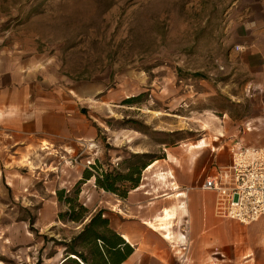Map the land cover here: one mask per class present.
<instances>
[{
	"label": "rangeland",
	"instance_id": "rangeland-1",
	"mask_svg": "<svg viewBox=\"0 0 264 264\" xmlns=\"http://www.w3.org/2000/svg\"><path fill=\"white\" fill-rule=\"evenodd\" d=\"M234 8L235 0H0V35L19 37L21 60L74 93L94 131L63 150L20 157L14 215L0 202V264H46L49 239L74 231L54 221L60 207L50 195L71 189L82 173L93 175L81 184L80 199L106 211L112 195L95 176L108 165L173 149L185 163L199 150L210 162L226 129L244 127L235 121L258 110L250 105L252 87L227 68L236 50ZM200 141L209 145L193 148ZM7 197L12 192L1 186L0 199ZM42 203L38 224L16 219H28L27 209L34 213Z\"/></svg>",
	"mask_w": 264,
	"mask_h": 264
},
{
	"label": "crops",
	"instance_id": "crops-1",
	"mask_svg": "<svg viewBox=\"0 0 264 264\" xmlns=\"http://www.w3.org/2000/svg\"><path fill=\"white\" fill-rule=\"evenodd\" d=\"M234 11L229 26L235 29L233 43L240 48L229 51L231 67L227 68H234L236 81L252 87L254 103H249L252 111H258L235 121L244 124L238 131L226 129L227 141L210 154V162L202 150L186 163L180 161L177 149L166 151L145 168L139 185L125 198L111 193L104 217L133 248L121 264H264V217L249 224L228 218L217 210L216 193L202 188L206 176L230 164L229 147L264 141V0H235ZM19 43V37L0 35V188L12 192L11 200L0 202L10 204L12 216L19 203L13 191L19 185L15 176L21 156L63 150L74 141L94 136L74 93L61 84L53 86L46 71L21 60ZM7 174L11 183L4 180ZM50 196L55 202V195ZM39 220L38 212L35 224ZM162 223L167 227L158 229ZM45 262L68 264L62 247H56Z\"/></svg>",
	"mask_w": 264,
	"mask_h": 264
},
{
	"label": "trees",
	"instance_id": "trees-1",
	"mask_svg": "<svg viewBox=\"0 0 264 264\" xmlns=\"http://www.w3.org/2000/svg\"><path fill=\"white\" fill-rule=\"evenodd\" d=\"M133 98L136 97L126 98L123 102L132 103L135 100ZM163 157L148 153H132L129 158L101 170V173L95 176V184L105 191L125 198L131 189L139 185L143 170L153 161ZM92 175L86 171L71 189L55 190L56 202L60 207L57 211V221L71 224L78 229L59 241L50 238L53 247L46 255L47 258L53 256L56 247L59 246L63 248V259L68 264H121L133 251L132 246L110 227L103 209L92 211L80 201L81 184ZM39 208L33 213L34 208L29 207L28 219L20 218L19 221L34 224ZM32 230L37 235V231ZM42 236L47 238V235Z\"/></svg>",
	"mask_w": 264,
	"mask_h": 264
},
{
	"label": "built area",
	"instance_id": "built-area-1",
	"mask_svg": "<svg viewBox=\"0 0 264 264\" xmlns=\"http://www.w3.org/2000/svg\"><path fill=\"white\" fill-rule=\"evenodd\" d=\"M239 48L235 45L236 50ZM229 153L230 164L206 176L202 188L216 193L219 213L249 224L264 217V141L232 145Z\"/></svg>",
	"mask_w": 264,
	"mask_h": 264
},
{
	"label": "bare ground",
	"instance_id": "bare-ground-1",
	"mask_svg": "<svg viewBox=\"0 0 264 264\" xmlns=\"http://www.w3.org/2000/svg\"><path fill=\"white\" fill-rule=\"evenodd\" d=\"M203 143H204L203 141H200L198 144L194 145V147H199V145L200 144L202 145ZM168 215L169 216H167V219H169V217H170V214H168ZM166 227H167L166 223H162V224L158 225V229H162V228H166Z\"/></svg>",
	"mask_w": 264,
	"mask_h": 264
}]
</instances>
